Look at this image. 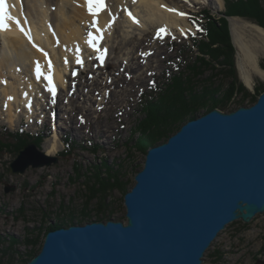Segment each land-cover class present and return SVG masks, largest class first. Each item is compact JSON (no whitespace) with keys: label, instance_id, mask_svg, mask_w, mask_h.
Masks as SVG:
<instances>
[{"label":"rangeland","instance_id":"1","mask_svg":"<svg viewBox=\"0 0 264 264\" xmlns=\"http://www.w3.org/2000/svg\"><path fill=\"white\" fill-rule=\"evenodd\" d=\"M74 2L79 7V1ZM262 3L264 6V0ZM87 4L85 3V7ZM89 4L82 8L83 11L87 10ZM179 5L184 12H188L190 27L187 33L177 30L163 38L158 26L146 25L133 33L134 41L130 42L131 35L126 36L118 25L116 30L100 42V53H105L110 64L107 67V62L104 63V69H99L98 57L92 56L89 58L92 71L91 67H85L84 70L78 69L76 74L71 72V52L66 50L61 36L56 32H49L51 39L48 44L54 43L52 46L59 54L56 59L47 54L52 61L47 60L46 56L45 62L41 52L28 45L30 51L37 54L38 60L42 62L44 71L46 69L54 73L58 69L62 73L65 86L56 83L55 93L50 95L49 90L43 89L46 84L43 78L41 77L42 82L37 79L35 86L40 91L38 97L44 96L45 99L39 101L31 94L32 108L29 111L23 108V104L20 107L12 104L14 126L8 119L10 108L0 104V138H6L9 133H19L25 128V133L32 138H41L37 145L46 155L44 143H53L51 140L55 135L60 137L61 148L58 155H48L58 158V162L42 168L30 167L25 173L19 174L10 171V165L19 152L15 148L0 150V264H24V261L34 257L41 251L50 227L57 224H85L101 218L102 221L111 218L127 220L125 194L135 185V175L143 168L147 154L139 150V135H136L139 121L144 116L143 99L157 96L156 87L167 85L170 76L178 71L183 72L187 62L194 58V43L198 33V27L192 24L195 15L210 11L216 17H223L226 13V1L221 11H216L208 4L191 11L187 10L188 6L184 3ZM57 7H63L62 0L60 6L55 4L49 12H55ZM91 9V12H87L90 16L94 12L93 7ZM122 18L123 12L119 10V21ZM232 18L245 24L242 29L250 28L251 24L262 29L264 27L245 17H228L232 42L236 47L238 78L245 89L234 101L248 96L249 99L243 105H250L252 101L258 100V90L264 88V78L255 76L253 88L242 81L239 71L242 53L233 38ZM89 29L91 27L85 29L84 37L91 33ZM243 40L250 41L247 32L243 34ZM141 42L151 49L146 52L150 60L142 59L141 69L127 71L131 53ZM114 48H117V52H114ZM64 50L66 51L63 52ZM155 51L158 52L156 57ZM64 53L67 64L62 58ZM81 54L86 66L85 57L92 53L83 46ZM15 57L17 60L14 61L23 62L19 56ZM263 64L264 57L260 58V66L264 71ZM8 65L6 58L0 54V79L3 77L10 82L23 84L25 74L22 67H27L13 68L10 64L7 68ZM65 67L68 68L67 72H63ZM65 73L68 77L64 76ZM119 78L123 80L119 81ZM205 79H212L220 84L227 83L224 77L213 75L212 71L205 73L200 83ZM94 81L99 83L98 89L93 86ZM79 82L84 85L79 86ZM4 85L0 81V93ZM14 85L18 92L23 88L18 84ZM71 98H74L73 101ZM37 100L39 106L35 107ZM187 117L189 120V116ZM101 130L105 133H101ZM68 138L72 142V151L66 154L65 144ZM6 142L14 143L15 139L11 138ZM99 172L104 177L102 181L98 179ZM8 189L11 190L7 192ZM204 264H264V215H258L250 223L236 221L230 224L208 250Z\"/></svg>","mask_w":264,"mask_h":264},{"label":"water","instance_id":"2","mask_svg":"<svg viewBox=\"0 0 264 264\" xmlns=\"http://www.w3.org/2000/svg\"><path fill=\"white\" fill-rule=\"evenodd\" d=\"M58 160L30 143L10 171ZM124 201L126 221L52 229L25 264H204L230 224L264 215V91L232 112L192 116L150 147Z\"/></svg>","mask_w":264,"mask_h":264},{"label":"bare ground","instance_id":"3","mask_svg":"<svg viewBox=\"0 0 264 264\" xmlns=\"http://www.w3.org/2000/svg\"><path fill=\"white\" fill-rule=\"evenodd\" d=\"M74 1L76 0H62L63 7H57L55 12L50 13L49 11L52 10V6L55 4L56 6H60V0H18V21L20 18L22 19L20 23L25 31H22V28L19 27L17 23H14L8 30L0 34V54L6 58L7 64H11L13 68H19L18 66L27 67H22L24 70L23 74H25V77H23V84L19 82H10L3 77L0 79V81L5 84L4 89L1 90L0 93L2 97L0 99V104L3 106L7 105V107L10 108V116L8 119L12 126H14L15 122L14 119H12V104L18 107L23 104V108L29 111L32 108L30 102L32 100L31 94L37 97L39 101L45 99L44 96L38 97L40 91H37L35 86L37 79L41 80V77L43 78V82H46L43 89L45 91L46 89L49 90L48 94L50 95H53L56 89V83L65 86L62 73L58 69L54 73L46 69L44 71L42 62L38 60L36 56L37 54L31 52L30 48H28L29 45L31 49L34 47L37 51H40L45 62L47 54H49V56L51 54V56L56 59L59 54L55 52V47L52 46L54 44L53 42L52 45L48 44L51 39H49V32H56L57 35L59 34V36H61L64 42L63 46L66 47V50L71 52V72L76 74L78 69L84 70L85 67H91L90 71L93 70L89 60L92 56L98 57L97 60L100 62L99 69H104L103 65L106 62L107 67H110L108 57L104 55L105 53H100L101 50H99V47L102 39L110 35L114 29L116 30L118 25L124 30L126 36L131 35L130 42L134 41L133 33H135L136 30L144 28L146 25L158 26L161 36L166 38L177 30L180 33H187L189 31L188 12H184L179 3L187 5L188 11L197 10L205 4L210 5L216 11H221L225 6V0H106L107 8L101 9L99 4L100 1L97 2V0H77V2L79 1V7L75 6L76 3ZM85 3L91 4L94 15L90 16L87 14L90 4L87 10L83 11L82 8L85 7ZM97 10L100 14H97ZM119 10H122L124 16L120 21ZM24 13L29 20V28H27ZM181 13L183 15H181ZM244 25L245 24H241L238 19H231L233 38L236 39L234 41L240 47V52L242 53L239 64L240 76L242 81L249 88H253L255 76L264 78V71L260 66V58L264 57V29L253 24H251L250 28L242 29ZM90 27L91 30H89L91 33H89L88 37H84L85 29ZM246 32L250 37L249 42L243 40V34ZM83 46L86 47L88 52L92 53V55L85 57V59H87L86 66H84L81 54ZM113 50L115 52L117 48ZM148 50L151 49H148L144 43L141 42L136 50L131 53V60L126 66L127 71L141 69L142 59L150 60L146 53ZM156 51L154 53L155 57L158 54ZM16 55L23 59L22 63H19L20 61H14V59L17 60L15 57ZM62 58L64 59V63L67 64L68 60L65 53L62 55ZM9 65L7 68H9ZM64 71L67 72L68 68H63V72ZM1 73L4 74V72ZM10 73L14 74L15 72L10 71ZM66 75L67 73H65L64 76L68 77ZM120 80L122 81L123 78H119V81ZM14 84L23 86L20 92H18V88ZM78 85L82 86L84 84L79 82ZM87 86L88 85H86V87ZM93 86L95 89H98L99 83L94 81ZM13 99L14 101H12ZM73 99L74 98H71V101H73ZM38 106L39 103L37 100L35 107ZM61 110H64V108ZM41 114H43V112H41ZM97 122H99V119ZM100 132L103 133L104 130ZM51 142L53 143L50 144V141L44 143L45 151L48 155H58L61 148L59 145L61 142L59 135H55Z\"/></svg>","mask_w":264,"mask_h":264},{"label":"trees","instance_id":"4","mask_svg":"<svg viewBox=\"0 0 264 264\" xmlns=\"http://www.w3.org/2000/svg\"><path fill=\"white\" fill-rule=\"evenodd\" d=\"M225 1L226 13L223 17H216L210 11L195 15L192 23L198 27V33L194 43L196 50L194 58L187 62L183 72L178 71L170 76L167 85L162 86L163 88L156 87L157 96L143 99L144 116L139 121L136 132V135H139L137 144L140 151L147 152L150 147L166 141L167 136L177 132L188 121L187 116L190 119L215 108L232 112L249 99L245 96L237 102L234 101L237 95L245 92V89L238 78L236 47L232 42L228 17H245L264 27V6L262 0ZM262 67L264 69V64ZM208 71L224 77L227 83H215L212 79H205L200 83ZM263 91L264 88L258 90L260 94ZM255 102L252 101L250 105ZM24 129L16 134L9 133L6 138H0V150L15 148L19 152L31 142L40 144V137L32 138ZM11 138L15 139V142L7 143L6 140L9 141ZM65 148L66 154L72 151V142L69 138L66 140ZM97 176L100 180L104 178L100 172ZM100 190L104 192L102 188ZM61 226L65 225L57 224L50 227L49 231ZM32 258L24 261V264Z\"/></svg>","mask_w":264,"mask_h":264},{"label":"snow or ice","instance_id":"5","mask_svg":"<svg viewBox=\"0 0 264 264\" xmlns=\"http://www.w3.org/2000/svg\"><path fill=\"white\" fill-rule=\"evenodd\" d=\"M91 4H90V7H89V11L91 12ZM181 15H183L182 13H181ZM17 25L19 26V22H17ZM163 31V30H162Z\"/></svg>","mask_w":264,"mask_h":264}]
</instances>
